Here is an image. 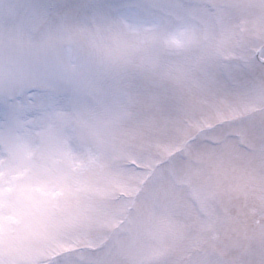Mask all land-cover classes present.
<instances>
[{"label": "snow or ice", "instance_id": "1", "mask_svg": "<svg viewBox=\"0 0 264 264\" xmlns=\"http://www.w3.org/2000/svg\"><path fill=\"white\" fill-rule=\"evenodd\" d=\"M0 264H264V0H0Z\"/></svg>", "mask_w": 264, "mask_h": 264}]
</instances>
